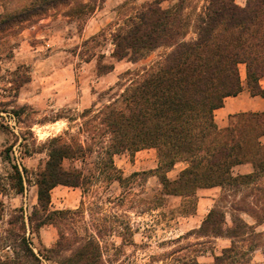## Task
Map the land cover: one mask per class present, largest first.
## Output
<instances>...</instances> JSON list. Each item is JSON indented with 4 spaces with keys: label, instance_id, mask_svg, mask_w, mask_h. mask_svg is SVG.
Listing matches in <instances>:
<instances>
[{
    "label": "trees",
    "instance_id": "1",
    "mask_svg": "<svg viewBox=\"0 0 264 264\" xmlns=\"http://www.w3.org/2000/svg\"><path fill=\"white\" fill-rule=\"evenodd\" d=\"M164 1L171 3L162 7ZM62 2L70 0H21L27 6L21 5L14 13L5 9L0 24H21L39 15L43 6ZM188 2L153 0L129 17L128 24L114 35L113 57L135 63L147 52L160 47L167 50L137 69L118 98L96 111L92 107L83 111V115H89L81 125L87 139L58 135L47 140L48 159L36 174L37 204L27 221L32 231L45 225L57 228L58 238L48 250L56 254L58 264H105L107 251L120 252L123 246L133 244L134 231L129 222H122L120 244L108 246L102 244L104 233L98 221L93 224L95 231L85 234L69 227V215L83 216L82 208H48L50 192L58 185L79 187L84 192L89 189L95 174L86 175L76 167L64 168L62 162L83 159L92 152L101 156L97 171L104 177L121 186L129 183L123 198L140 174L157 177L161 190L151 198H140L148 204L147 210L158 207L157 201L168 195L189 198L201 188L220 189L221 205L208 210L197 233L227 238L229 245L219 254L213 253L211 263L178 256L185 248L164 253L165 259L175 261L173 264H250L255 251L264 253V230H257L264 224V142L260 139L264 135V112L236 113L223 128L214 119V111L224 99L236 96L245 85L252 96L264 97V0H247L244 6L235 0H205L192 24L194 36L190 39L186 36L191 26L184 14ZM241 63L246 64L245 84L239 70ZM149 148H155L158 156L153 170L123 176L114 165L115 154ZM180 161L186 167L170 180L167 172ZM248 162L252 172L233 174L234 166ZM12 168L18 173L12 188L20 193L23 178L16 165ZM241 214L249 215L253 223ZM21 218L25 228L23 214ZM17 238L22 255L39 261L25 235ZM66 251L69 254L62 255ZM18 263L16 258L0 255V264Z\"/></svg>",
    "mask_w": 264,
    "mask_h": 264
},
{
    "label": "rangeland",
    "instance_id": "2",
    "mask_svg": "<svg viewBox=\"0 0 264 264\" xmlns=\"http://www.w3.org/2000/svg\"><path fill=\"white\" fill-rule=\"evenodd\" d=\"M152 1L124 0L113 4L104 3L105 0H70L69 3L43 6L39 15L21 24H0V194L6 195L4 199L15 195L10 187L17 184L18 173L12 168L16 165L26 189L23 197L29 213L35 202L36 174L43 170L48 159L47 140L58 135L66 139H87L81 125L89 115H83V111L91 107L96 111L118 98L137 69L167 50L160 47L147 52L135 63L127 58L117 60L111 55L115 47L114 35L128 24L129 17ZM235 1L244 6L247 0ZM170 3L164 1L161 6L167 7ZM23 4L27 6L28 3L0 0V15L5 14V9L14 13ZM204 4L205 0H189L186 4L184 14L191 26L187 39L194 36L192 24ZM46 16L50 17L48 23L32 28ZM13 58L16 63L11 61ZM127 70L131 73H125ZM239 70L245 84L246 64H239ZM45 73L50 78L44 79ZM30 78L31 83L22 88ZM261 84L264 86V78ZM261 138L264 140V135ZM100 160L101 156L97 157L96 152L83 159H64V168H80L86 175L95 174V180L86 192L81 188L58 185L50 194L48 208H82L83 216L69 215V227L85 234L95 231L93 224L98 221L104 233L102 244L108 246L120 244L122 222H129L134 231L133 244L123 246L120 252L107 251L105 264H173L175 261L165 259L163 254L178 248H185L177 253L178 256L188 255L201 263H211L212 254H218L229 244L197 233L208 210L216 204L221 205L219 188L196 190L189 198L168 195L157 201L158 207L147 210L148 204L140 198H151L161 190L157 177L140 174L123 198L129 183L121 186L104 177V173L97 171ZM113 162L124 176H129L155 167L158 156L152 148L125 153V156L114 155ZM180 167L182 165L178 164L174 171ZM239 170L234 166L233 174ZM176 176L175 172L170 173L171 179ZM17 203V199L7 200L2 207L4 221L0 224V250L3 251L0 255L16 258L18 264H58L56 254L48 250L58 238L57 228L48 225L34 232L27 225L24 228L21 218L24 210L21 208L20 213L13 208ZM241 216L253 223L249 215ZM227 223L230 224L228 216ZM257 230H264V224ZM23 235L31 242L39 261L22 255L17 237ZM66 254L69 251L62 255ZM262 262L263 251H255L250 264Z\"/></svg>",
    "mask_w": 264,
    "mask_h": 264
},
{
    "label": "crops",
    "instance_id": "3",
    "mask_svg": "<svg viewBox=\"0 0 264 264\" xmlns=\"http://www.w3.org/2000/svg\"><path fill=\"white\" fill-rule=\"evenodd\" d=\"M124 0H105L104 3H108V2H111L113 4H117L119 2H122ZM50 21V17L49 16H46V17H42L41 19H39L37 21L36 24H34L32 26V28H36V25L40 24V23H48ZM24 32V31H23ZM19 59H17L18 61ZM13 61L14 63H16V61L14 60H11ZM27 61V60H26ZM22 63V62H21ZM45 77H43L44 79H48L50 78V76L48 75V73H45ZM31 83V78L26 82L24 83V85L22 86V88H24L25 86L29 85ZM240 112H264V97L263 96H252L249 91L245 88L243 89L239 94H237L236 96H229V97H226L224 99V102H223V105L217 109H215L214 111V119H215V123L216 125L219 127V128H223L225 126H227L229 124V119L232 115L236 114V113H240ZM261 140L264 142V140L261 138ZM152 148H149V149H142V150H139L137 152H141L143 150L145 151H150ZM136 153V152H135ZM115 155H118V156H125V153H120V154H115ZM136 162V161H134ZM143 162H146V161H143ZM182 165V167H180L178 170H175L174 169L177 167V165ZM157 167V165L154 167L152 166V168H149L148 170H142V171H149V170H153ZM186 167V163L185 162H177L173 168H171L168 172H167V177L170 179V180H174L178 177L179 173ZM235 167H239L240 170L235 173L236 174H246V173H250L253 171V168L251 166V164L249 163H243V164H239V165H236ZM120 171V170H119ZM141 171V172H142ZM121 172V171H120ZM172 172H175V174L177 175L175 178L171 179L170 178V173ZM122 173V172H121ZM134 173V172H133ZM131 175V174H130ZM124 176V174H123ZM62 186V185H61ZM36 187V185H35ZM57 187V186H56ZM65 187H68V186H65ZM11 190H13L15 192V195H11L7 200H12V201H18L17 204H14L13 208L14 209H18L20 211V213L22 212L21 211V208L24 210V218H25V221H26V225L28 226L29 230H30V227L28 225V221H27V217L30 215L33 207L37 204V187H36V192H35V202H33L34 204L32 205L31 207V211L28 213L27 212V204L26 202L24 201L25 199V196L23 197V193L25 192V188H23V191L22 192H17L16 190H14L12 188V186L10 187ZM55 188V187H54ZM53 188V189H54ZM71 188H79V187H71ZM217 187H212V188H201V189H198V190H211V189H216ZM25 189V190H24ZM52 189V190H53ZM51 190V192H52ZM50 192V194H51ZM2 195V196H1ZM3 198V199H2ZM6 195H3V194H0V203H1V208H0V224L4 221L3 220V209L2 207L4 206V203H6ZM50 200H51V196H50ZM51 202V201H50ZM50 205V203H49ZM7 225H9V221H6ZM45 226H48V225H45ZM44 227V226H43ZM41 227V228H43ZM40 228V229H41ZM38 229V230H40ZM31 231V230H30ZM31 232H34V231H31ZM217 240H220V241H225L227 243H229V239L227 238H223V237H220V238H216ZM229 245V244H228ZM226 245V246H228ZM226 246H223L221 248V250L226 247ZM220 250V252H221ZM1 251L3 250H0V253ZM219 252V253H220ZM218 253V254H219ZM212 257H213V254H212Z\"/></svg>",
    "mask_w": 264,
    "mask_h": 264
}]
</instances>
